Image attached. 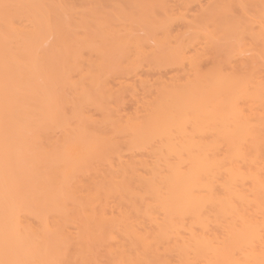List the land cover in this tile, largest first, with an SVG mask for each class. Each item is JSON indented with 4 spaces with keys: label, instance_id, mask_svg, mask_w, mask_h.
I'll return each mask as SVG.
<instances>
[{
    "label": "bare ground",
    "instance_id": "obj_1",
    "mask_svg": "<svg viewBox=\"0 0 264 264\" xmlns=\"http://www.w3.org/2000/svg\"><path fill=\"white\" fill-rule=\"evenodd\" d=\"M0 264H264V0H0Z\"/></svg>",
    "mask_w": 264,
    "mask_h": 264
}]
</instances>
